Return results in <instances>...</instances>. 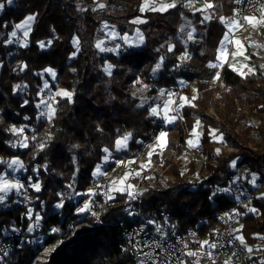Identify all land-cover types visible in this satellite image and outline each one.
<instances>
[{"label": "trees", "instance_id": "trees-1", "mask_svg": "<svg viewBox=\"0 0 264 264\" xmlns=\"http://www.w3.org/2000/svg\"><path fill=\"white\" fill-rule=\"evenodd\" d=\"M210 1L213 5L207 22L201 12H191L181 3L164 12H141L142 0H16L12 6L4 4L0 8V158L20 159L27 174L40 186L39 191L30 190L31 198L25 206L21 204L22 196L20 202H9V206L0 202V236L21 229V237L3 264H31L43 246L56 244L60 246L40 264H131L119 247V232L114 227L123 215L127 192H112V204L104 208L100 224L93 228L78 229L83 222L93 220L75 212L77 203L66 200L58 211L55 206L65 191L66 195L86 192L95 179V167L107 154L116 152V158H130L144 152V145L161 130L168 134L167 148L179 153L197 120L202 122L200 147L207 160L206 175L189 182L183 179L177 164L166 158L161 169L174 182L152 187L144 185L145 180L134 179L142 190L143 210H168L182 230L198 225L202 235L216 224L215 212L237 206L231 191L217 195L214 190L229 188L235 169L245 164V174L233 182L251 197L249 208H240L251 213L241 219L234 235L250 248L259 238L264 239V196H256L251 186L257 175L259 187L264 188V154L254 157L244 151L219 155L209 133L205 109L215 89L212 81L219 71L212 65L217 62L225 22L234 11V0ZM27 15H34V22L26 45H7L14 26ZM183 16L196 30L195 39L188 41L186 49L176 37ZM136 18L142 19L138 26L132 22ZM103 22L115 25L120 35L133 34L138 27L144 37L142 46L123 47L117 52L99 50L97 42L104 37ZM74 39L78 40V48L73 46ZM47 41L49 45L41 49L39 44ZM185 57L188 59L184 62ZM158 64L157 78L153 69ZM52 73L58 86L70 95L57 102L51 100L56 111L51 122L46 123L37 120L35 104L42 99L39 93L44 78L51 79ZM180 78L197 83L203 95L181 108L180 120L163 127V123H156L160 118L152 116L151 109L163 102L158 89L165 91V87L177 85ZM220 80L225 87L227 115L237 113L239 106L245 105L256 108V113L264 111L259 106L264 104V86H256L255 74L241 77L226 66ZM21 86L26 90H21ZM44 95L42 102L48 106V96ZM21 125L32 128L26 137L38 136L26 148L15 149L17 142L23 140L17 139ZM225 125L235 124L227 121ZM11 127L18 128L16 134ZM41 131L45 133L41 135ZM124 136H130L128 149L117 151L116 142ZM112 165L113 162L107 167ZM6 168L5 162L0 163V176ZM9 175L15 178L12 172L8 173V181ZM31 205L41 214L36 233L44 241L37 251L30 244L33 219L22 217L29 213ZM202 220L206 223H199ZM71 229H76L75 234L68 239Z\"/></svg>", "mask_w": 264, "mask_h": 264}, {"label": "rangeland", "instance_id": "rangeland-1", "mask_svg": "<svg viewBox=\"0 0 264 264\" xmlns=\"http://www.w3.org/2000/svg\"><path fill=\"white\" fill-rule=\"evenodd\" d=\"M16 0H12L11 3H9V0H0V4L3 6H12L15 3ZM173 0H170L171 3ZM178 3H182L181 0H176ZM189 4H186L187 8L190 10L192 9L194 3H191V0H189ZM3 2V3H2ZM169 3L167 0L165 1V4ZM5 4V5H4ZM183 4V3H182ZM188 5H191L188 6ZM2 10V9H1ZM194 10V9H193ZM194 12V11H193ZM204 13V14H202ZM202 18L203 21H208L211 18V11H203ZM29 16L34 17V15H27L21 22H19L16 25H22V27L17 28L16 25L14 26L12 32L9 35L8 41L6 42L7 45H13L16 48L24 47L27 43L28 34L31 31L32 24L34 22V19L30 22H27V18ZM248 17H254V16H248ZM182 23L180 25V30L176 34L177 40L182 43L184 48H187L188 41H193L195 39V27L190 23V21L183 16L182 17ZM248 21V20H247ZM255 21L248 24L255 25ZM225 34L223 35V38L219 44L220 47H225L226 42L230 41L233 44V52L230 54L229 57H231L232 60L238 59L243 54V50H247L244 39L242 35L239 32L240 25L238 22L233 18L230 17L225 22ZM102 30L104 32V37L102 40H99L97 44L100 46L97 47L99 50H110L112 52H117L118 50H122V48L130 47L128 49H132L133 46L136 47V45H141L143 42L144 37L142 34L136 36L137 32H134L133 34H124L120 35L117 31V28L115 25L109 24L107 22L102 23ZM15 32L16 35L13 36L12 33ZM142 36V39H141ZM239 40L241 42V45H237L235 42ZM50 41L43 42V47H41V43L39 44L41 49H45L49 45ZM223 42V43H222ZM73 46L78 48V40L74 39ZM242 53V54H241ZM246 57L245 60L252 61V58L249 56V53L246 51L242 55ZM250 58V60H249ZM188 59V57L184 58V62ZM224 60V59H223ZM222 61V60H221ZM220 60L217 63L218 69L223 68L222 62ZM224 63V62H223ZM252 63H254L252 61ZM223 66V67H222ZM251 66V65H250ZM155 71H153V74H155V77L158 75V68L155 67ZM247 71L251 70L250 68H246ZM252 71L255 72L254 74H258L259 69L257 70L256 66L253 64ZM221 71H218L216 78L217 79L220 76ZM244 74V73H243ZM50 79L49 77L44 78L42 89L40 90V96L41 101L36 102V112H37V120L41 122L50 123L52 118L55 115L56 108L54 106V103L57 102L58 99H62L65 97L63 95L64 92H66L63 88L59 87L56 83L55 78ZM158 78V77H157ZM260 82V81H257ZM263 82V81H261ZM177 87L182 90V94L180 96H177L176 93L170 92L167 93L166 98H163V102L159 106H154L153 108L156 109V113H152L151 109V115L155 116L156 118H161L162 112H164V108H167V112L165 114V119H168V122L166 121V125L163 127H168L169 125H172L177 120V116L175 115V111L177 110L180 112L181 108L184 105H192L193 101L201 95H203V92L198 91L197 89V83H188L187 81L183 79H178L176 83ZM47 85V87L45 86ZM144 86V85H143ZM215 88L213 90V96L209 99L206 109H205V115L209 119V133L211 136V140L213 143V149L214 151L219 155H227V154H239L243 153L244 151H248L253 154L254 157H257L259 155L264 154V150L262 147H264V111L261 113H256V108L252 107L251 105H245L244 107H240L237 113L229 114L228 110L225 106V98L223 97V92L225 90V87L221 83V85L213 86ZM21 90H26L25 86L20 87ZM159 92L163 95L165 92L162 90V88L158 89ZM48 93V94H47ZM68 93V92H67ZM47 94L48 99L47 104L44 105L43 95ZM169 94V95H168ZM164 97V96H163ZM169 98V99H167ZM172 98V100H171ZM167 99V101H166ZM51 100H56L55 102H51ZM50 102V104H49ZM164 105V106H163ZM163 106V110L161 112V107ZM264 107L263 105H259ZM258 106V107H259ZM264 110V108H263ZM242 116V117H241ZM227 121L232 122V124H235V131L232 133L230 130V134H228L229 138L224 136L223 134V124H225ZM198 122V123H197ZM164 123V122H163ZM171 123V124H170ZM14 127H11L13 129ZM16 129V128H15ZM18 130V128H17ZM164 131V130H161ZM160 131V132H161ZM13 134H16V132H13ZM159 132V133H160ZM44 131H41V135L44 134ZM165 136V142L164 139L162 141L159 139V134L157 137L150 143L144 145V152L139 151L136 155L132 157H128L129 159L126 162L125 165V171L124 175L121 178L119 182H117L112 188L111 192L116 193H122L127 192L128 196L130 195L131 188H134L137 186L135 184L134 179L138 180L139 182L144 181V185L148 184L149 186H155V184L160 183L161 185L165 186L168 181L174 182L175 179L172 176H166L163 174L162 165H158L159 160L161 158H168L167 160L173 161L175 164H177L178 168L180 169V172L182 174L183 179L193 182L195 180H198L200 176L206 175V166H207V160L204 156V154L199 153V146H200V138L202 134V122L201 121H194L193 129L189 132L188 135L184 138V143L180 146V152L178 153L176 150H172L167 148V138L168 134L167 132ZM38 135H32V137H23V140L20 142H17V144L14 146L16 149L17 147L20 148H26L32 140H35ZM189 141H192L195 146H190ZM160 142H163L164 146H160ZM23 144H26L27 146H22ZM129 145V144H128ZM238 147V149H237ZM118 148V147H117ZM128 148V147H127ZM121 147L118 148L120 150ZM116 152H112L110 154H107L102 162L97 165L93 171V175L95 178H98L106 172V168L102 170V164L104 161L110 160V158H113V160H110V162H114L116 160H119L121 157H127V156H119L116 158L115 156ZM13 160H18L20 164L23 165V167H20V164H12ZM4 161L0 158V163L5 162L7 165V168L5 172L2 173L1 176L5 180L6 174L13 173L16 180L19 179V176L21 175V178L23 176L22 180V188H11L7 191H0V197H3V200L0 201L1 203L5 204L6 206H9V202H20V197L22 196V199H24V194L22 195V190H28L29 191V198H31L30 190H36L34 187L35 181L33 180V177L27 174V171L25 169L24 164L21 162L20 159H13ZM11 165V167L9 166ZM148 166H153V169H151V174L144 176L143 173L145 169ZM108 168V167H107ZM255 179L251 180V186L255 190L256 196H264V188L259 187V184L261 183L260 180L257 179V175L253 176ZM123 181V182H121ZM158 181V182H157ZM17 183V182H14ZM20 184V182H19ZM143 185V186H144ZM261 185V184H260ZM91 187V188H90ZM88 189H91L92 192H79L76 194H72L71 192L68 193L67 197H62L61 202L59 203L62 205L66 200H70L74 203H77V209L75 212L81 214V216H88V209L81 212L79 209L84 208L85 204H88V201L94 194L97 193V188L94 186H90ZM30 189V190H29ZM88 190H86L87 192ZM142 194V190H141ZM63 195V194H62ZM128 198V197H127ZM27 199V200H28ZM61 207L55 206V211H58ZM252 210V209H250ZM28 218L33 219V224L31 225L29 229V234H31V247L37 251L38 247H41L44 237L42 235H39V233H36L38 231V224L41 219V214L39 211L35 210L34 206L31 205L28 208ZM80 229V228H78ZM72 236L75 234V231H71ZM239 234V233H238ZM71 236V237H72ZM240 236V234H239ZM60 243V242H58ZM264 241L262 238H259L258 241L253 245L254 248L251 249L252 259L254 264H264ZM58 246L56 244L55 246H50L48 249L43 246L41 248V251L39 252V255L37 258L33 259L31 264H40L44 262L48 256L51 254L52 251L55 250V247ZM60 246V245H59ZM58 246V247H59ZM12 259V258H11Z\"/></svg>", "mask_w": 264, "mask_h": 264}, {"label": "built area", "instance_id": "built-area-1", "mask_svg": "<svg viewBox=\"0 0 264 264\" xmlns=\"http://www.w3.org/2000/svg\"><path fill=\"white\" fill-rule=\"evenodd\" d=\"M233 3L232 17L240 25L239 32H241L240 34L244 39L247 52L257 70L259 69L256 77L257 81L260 82H257L256 86H264V39L260 32V28L264 30V24L259 23L255 27L248 24L245 19L248 16L263 17L264 0H234ZM224 50L230 56L233 52L232 42L227 41ZM181 63L182 60L178 63L179 66H182ZM212 85H221L220 76L212 81ZM170 92L176 93L177 96L182 94V90L176 85H169L165 87L164 98ZM44 98H47V94L44 95ZM174 111L177 119L180 120V112ZM156 123L163 122L159 119ZM21 129L22 131H20ZM29 130H32V128L21 125L17 139L21 140L27 136ZM229 130L234 133L235 126L227 127L223 124L225 137L229 138ZM262 149L264 150V147ZM198 152L201 153L200 146ZM128 159V157H121L119 160L114 161L104 175L93 180V185L98 190L88 201V217L93 221L83 222L78 228H93L100 224V216L104 208L112 204L111 188L123 177ZM164 160L165 158H161L158 165H162ZM246 168L245 164H241L235 169V173L230 179L232 185L229 188L214 190L217 195H222L227 190L231 191L237 206L225 211L215 212L213 218L216 220V224L202 235L198 225L182 230L178 222L174 220V215L168 210L153 209L144 211L140 201L141 189L139 185L131 188L123 215L119 221L114 223V227L119 232V247L127 253L131 264H254L249 245L244 241L241 242V239L234 235L241 219L246 214L251 213L243 212L240 209L242 207L249 208L251 197L243 191L239 184L233 182L243 177ZM151 169H153V166H148L143 175H150ZM9 179L13 183L20 182V185H22V180H16L10 175ZM23 194L24 199L21 200V204L25 206L30 199H28L29 191L22 190ZM64 196H67L66 191ZM192 216L195 217L193 214ZM254 216L257 217L258 213H254ZM22 217L27 219L28 214L23 213ZM199 223H206V220L199 221ZM70 228L72 227L70 226ZM75 230L71 229V231ZM71 231L67 234V236L69 235L68 239L72 236L73 232ZM20 237L21 229H15L0 236V264H3L5 259L12 253L15 242ZM205 241L207 243H204ZM212 245H215V247H212ZM50 246L48 245L46 248L48 249ZM189 253H195V255H189Z\"/></svg>", "mask_w": 264, "mask_h": 264}, {"label": "crops", "instance_id": "crops-1", "mask_svg": "<svg viewBox=\"0 0 264 264\" xmlns=\"http://www.w3.org/2000/svg\"><path fill=\"white\" fill-rule=\"evenodd\" d=\"M165 1L166 0H142L141 12H145V11H160V12H164V11H167V10L173 8V7H166L167 5H173L174 4L176 6V4L178 3L176 0H173L172 1L173 3H171L170 0H167V2L169 1V3L165 4ZM181 2L183 3L182 6L187 7L185 5L186 4H189L190 1L189 0H181ZM191 3H194V5H193V7H192V9L190 11L191 12H193V11L194 12H197V11H199L201 13L203 11H208V10L211 11V8H212V5H213L212 1H210V0H191ZM208 5H211V7H209ZM188 6L191 7V5H188ZM202 14H204V13H202ZM261 20H264V16L261 17V18H256L255 17V22L256 23H255L254 26L257 27L259 25V22L258 21H261ZM137 21H139V22H137ZM132 22L138 26V24H140L142 22V19L141 18H136ZM262 24H264V23H262ZM134 32H137L136 36H138V37H139L140 34H142V36H143L142 31L138 27L135 28ZM260 32H261V35H262V37L264 39V30L260 28ZM142 36H141V39H142ZM143 42H144V39H143ZM143 42H142V44H143ZM142 44L141 45H138V46L136 45V47L133 46V48H139V47L142 46ZM125 48H127V47H125ZM246 51L247 50H243V54H244V52L246 53ZM242 55L240 57H238V59L232 60L231 57L228 56L226 50H224V47H220V48L218 47L217 52H216L217 62L215 63V65L218 66L217 65L218 61L219 60L220 61L222 60L221 62H222V65L223 66L225 65L224 67L228 66L230 69H232L235 73H237L241 77H245L246 75L254 74L255 72L252 71V66H253L252 61L250 60V58H249L250 61L245 60L246 57H244ZM250 67H251V70L250 71H247L246 68L248 69ZM223 68H220L219 71H221ZM167 99H169V98H167ZM167 99H166V101H167ZM171 100H172V98H171ZM163 106L161 107V109H159V110H161V112L163 110ZM164 112L166 114L167 108H164ZM165 114L162 112V114H161L162 117L160 118V120L162 122H164L163 123L164 125H166V123H165L166 121L168 122V119H165V118H167V117H165ZM162 132H165V131H161L159 133V139L161 141H162V139H164L163 142H165V140H166L165 137L161 138V136H160V134ZM125 137H127L126 140H125ZM120 140L123 142V146L121 147V149L119 151H126L128 149L127 147H128L129 142H130V136H124ZM159 144L161 145V142ZM117 151H118V148H117ZM110 160H113V158H110ZM110 160H107L106 162L104 161V163L102 164V170H104L107 166H109V164L111 163ZM92 186H94L93 183H92ZM88 192L91 193L92 190L91 189H88V191L85 192V193H88Z\"/></svg>", "mask_w": 264, "mask_h": 264}, {"label": "snow or ice", "instance_id": "snow-or-ice-1", "mask_svg": "<svg viewBox=\"0 0 264 264\" xmlns=\"http://www.w3.org/2000/svg\"><path fill=\"white\" fill-rule=\"evenodd\" d=\"M12 2V0H9V3H11ZM175 5L173 4V5H167L166 7H174ZM209 7H211V5H208ZM3 7V5L2 4H0V8H2ZM100 7H103V5H100ZM34 19V17H32V16H29L28 18H27V21H26V23L27 22H30L31 20H33ZM245 19L246 20H248L249 21V23H252L253 21H255V17H245ZM137 22H139V21H137ZM259 23H264V20H261V21H258ZM254 26V25H253ZM16 27L17 28H20V27H22V25H16ZM12 35L13 36H15L16 35V33L15 32H13L12 33ZM223 43V42H222ZM237 45H241V42L239 41V40H237L236 42H235ZM44 45H43V42H41V47H43ZM100 45L99 44H97V47H99ZM103 50V49H102ZM242 54V53H241ZM216 65H212V67H215ZM160 67V65L158 64L157 66H156V68H159ZM156 69H153V71H155ZM47 71H51V69H48ZM46 87H47V85H45ZM63 95H65V96H69L70 95V93H67V92H64L63 93ZM152 113L153 114H155L156 113V109L155 108H153L152 109ZM198 123V122H197ZM13 132H16L17 131V129H15V128H13V129H11ZM20 131H22V129L20 130ZM160 136H161V138H163V137H165L166 136V133H161L160 134ZM127 139V137H125V140ZM117 147L119 148V147H122L123 146V142L121 141V140H118L117 142ZM189 143V145L190 146H195L194 144H193V142L192 141H189L188 142ZM22 146H24V147H26L27 145L26 144H23ZM161 147H163L164 146V144H163V142H161V145H160ZM105 151H107V149H105ZM234 163V162H233ZM12 164H20V162L18 161V160H13L12 161ZM10 167H11V165H9ZM20 167H23V165L22 164H20ZM121 182H123V181H121ZM20 187H23V185H20L18 182L17 183H13V182H11V181H8V180H5L4 178H3V176H0V191H7V190H9V189H11V188H20ZM34 187L36 188V190L37 191H39L40 190V186L37 184V185H34ZM3 200V197H0V201H2ZM62 205H60V204H57V207H61ZM88 209V204L86 203L85 204V206H84V208H81V209H79V211H81V212H83V211H85V210H87ZM253 211H255L254 209H253ZM53 231H57V230H53ZM241 239V242H243V240H242V238H240ZM204 243H207V241H205ZM212 247H215V245H212ZM249 251H251V249H249ZM189 255H195V253H189Z\"/></svg>", "mask_w": 264, "mask_h": 264}]
</instances>
